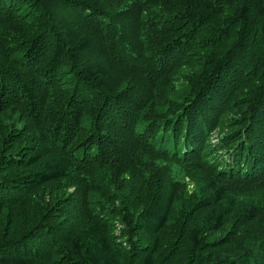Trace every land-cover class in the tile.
Here are the masks:
<instances>
[{
	"label": "trees",
	"instance_id": "trees-1",
	"mask_svg": "<svg viewBox=\"0 0 264 264\" xmlns=\"http://www.w3.org/2000/svg\"><path fill=\"white\" fill-rule=\"evenodd\" d=\"M0 264H264V0H0Z\"/></svg>",
	"mask_w": 264,
	"mask_h": 264
}]
</instances>
